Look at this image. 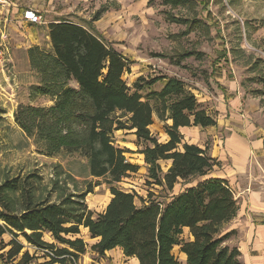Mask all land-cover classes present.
<instances>
[{"label": "trees", "instance_id": "16d2710c", "mask_svg": "<svg viewBox=\"0 0 264 264\" xmlns=\"http://www.w3.org/2000/svg\"><path fill=\"white\" fill-rule=\"evenodd\" d=\"M162 1L171 8L192 3ZM105 10L96 13L88 28L65 20L49 24V52L27 50L29 66L40 79L35 90L54 104L46 110L20 107L15 120L27 136H35L43 156L77 154L86 160L89 177L107 186L109 202L101 213L88 210L85 198L98 184L66 193L58 181L47 186L36 173L4 179L0 251L5 252L0 257L17 264H76L87 245L68 237L79 236L83 228L94 241L91 253L100 258L120 249L138 264H242L238 249L228 245L233 231L223 230L239 212L233 191L227 181L211 177L219 163L208 147L182 144L181 128L205 129L216 121L176 77H140L131 87L126 84L130 61L92 26ZM159 82L161 89L151 91ZM154 118L165 124L166 143H159L149 129ZM119 131L132 132L143 145L150 186L168 194L177 185L190 187L164 206L149 200L138 207L134 194L115 186L138 170L115 146L113 134ZM160 162H170L166 173ZM45 234L53 243L43 240ZM4 236L10 237L7 243ZM20 237L41 254L42 262L22 252ZM175 248L184 260L174 255Z\"/></svg>", "mask_w": 264, "mask_h": 264}, {"label": "rangeland", "instance_id": "374dc122", "mask_svg": "<svg viewBox=\"0 0 264 264\" xmlns=\"http://www.w3.org/2000/svg\"><path fill=\"white\" fill-rule=\"evenodd\" d=\"M191 2L184 7L171 8L163 5L162 0H10L19 11L40 12L45 25L18 29L12 41L16 46L13 61L4 68V78L0 79L3 94L0 95V182L36 173L47 186L58 181L67 189L66 193H73L75 189L82 191L88 183L98 184L85 198L88 210L101 213L109 202L107 186L103 180L89 177L86 160L77 154L43 156L35 136H27L15 120L20 107L46 110L54 104L52 98L36 92L40 79L29 66L27 50L38 47L49 52V24L65 20L88 28L96 13L106 8L92 26L130 61V73L123 76L129 87L140 77L146 80L176 77L214 118L219 114L215 110L222 104L221 97L234 99L235 93L236 106L226 107L227 116L244 130L241 136L247 142L262 140L263 145L255 152L256 157L249 155L247 174L232 183L239 212L223 230L233 231L228 245L238 249L242 264H264V215L252 214L248 209L249 191H258L260 182L264 181V0ZM160 84L150 90L157 91ZM228 85L235 87L236 92L233 88L229 93ZM228 104L225 101V105ZM164 125L155 120L149 128L157 140L159 133L164 132ZM113 139L115 146L124 151L127 162L138 168L115 186L134 194L138 207L149 200L164 206L172 196L190 187L177 185L168 194L150 186L143 145L137 143L132 132H116ZM209 144L210 141L206 144L208 149ZM159 164L162 173H166L167 162ZM222 172V167L215 168L211 177L217 178ZM68 238L82 239L87 245L86 254L80 256L76 264H131L118 250L103 258L92 254L89 248L94 241L83 228L79 236ZM187 238L185 231L183 239ZM9 240L10 237L4 236V243ZM43 240L53 243L46 234ZM18 241L24 246L22 252L27 251L37 262H42L41 254L23 238ZM4 252L0 251V256ZM174 255L177 257L178 249L174 250ZM0 264H17V261L8 262L0 257Z\"/></svg>", "mask_w": 264, "mask_h": 264}, {"label": "crops", "instance_id": "0c3cea01", "mask_svg": "<svg viewBox=\"0 0 264 264\" xmlns=\"http://www.w3.org/2000/svg\"><path fill=\"white\" fill-rule=\"evenodd\" d=\"M21 12L22 11L17 10L15 5L13 4L12 7L9 8L8 10L5 11L0 10V29H2L3 26L2 22L4 21V19L7 18L9 20V24H7V33H8L7 44L9 48L8 63H11L13 61V52L16 46L12 44V41L14 39L15 33L18 32V29L23 30L25 26H29L21 23L20 21ZM4 72L5 69H0V79L4 78L5 75ZM161 87H162V83L160 84L158 91L161 89ZM228 87H229V93L232 92L233 88H234L233 91L236 92L235 87L229 85ZM237 94L239 95L240 93L237 92ZM0 95L3 96V94L1 93ZM234 96H235L234 99L230 98L227 100H223L224 96L221 97L222 104L219 105L220 106L218 108L219 110H215L216 112L219 111V114L215 118L207 110L208 114L212 116V118L216 121L215 127H210L205 129L199 127H189V128L180 129V133L183 137L182 144L194 145L204 150L206 147H208V145H206L207 142L210 141L208 154L211 158L215 159L219 163L218 168L220 167L223 168V172L221 173V176H218L217 179L227 181L230 187H232L233 182H236L237 179L244 177L247 174L246 164L249 155L251 157H256L255 152L260 150L263 145L262 140L247 142V140L241 136L243 135L242 133H244L243 132L244 130H241V127L238 126L237 124H233L231 118L227 116L226 107L234 108L236 106L235 93ZM225 101L229 103L227 106L225 105ZM231 103H233V106H231ZM231 115L232 114L229 113V116ZM155 120H157V118H154V121ZM167 124L170 125L171 123L167 122ZM158 141L159 143H166L168 141V138L164 132L159 133ZM179 148L181 149V146H179ZM167 165L169 168L170 162H167ZM260 183L261 185L258 191L256 192L253 190L249 191L248 209L251 211L252 214L262 213L264 215V181ZM243 204L244 207H246L245 202ZM262 221H264V217L262 218ZM115 250L120 251V253L122 254L120 249H115ZM115 250L107 252L106 255ZM177 257L182 260L185 259V257L182 254H180L179 251ZM123 258L125 259V261H128L131 264H138V262L133 258L127 259L124 256Z\"/></svg>", "mask_w": 264, "mask_h": 264}, {"label": "built area", "instance_id": "2783aa9c", "mask_svg": "<svg viewBox=\"0 0 264 264\" xmlns=\"http://www.w3.org/2000/svg\"><path fill=\"white\" fill-rule=\"evenodd\" d=\"M12 7V4L9 0H0V10L5 11ZM20 21L23 24L29 26H41L45 25L43 16L40 12L27 9L23 10L20 15ZM3 26L0 29V69H4L6 64L9 61V48H8V33H7V24L9 20L7 18L2 22Z\"/></svg>", "mask_w": 264, "mask_h": 264}]
</instances>
